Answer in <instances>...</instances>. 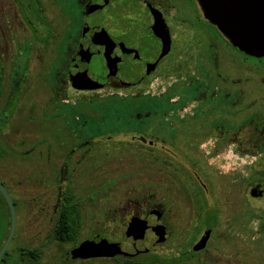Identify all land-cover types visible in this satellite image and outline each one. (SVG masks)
Here are the masks:
<instances>
[{
  "label": "rangeland",
  "instance_id": "374dc122",
  "mask_svg": "<svg viewBox=\"0 0 264 264\" xmlns=\"http://www.w3.org/2000/svg\"><path fill=\"white\" fill-rule=\"evenodd\" d=\"M45 5V16L49 22L58 23L56 16L64 23L57 28L59 41L55 44L50 66L41 74L40 81L47 87L53 82V73L57 78H63L62 71L75 56L74 49L83 21L89 28L88 34L93 38V43H96L100 37V19L107 18L105 29L113 38L121 36V26L130 19L119 18L117 21V16L112 12H96L97 6H90V16L84 19V1L81 0H45ZM129 21L125 25L129 29L126 36L137 25ZM21 22L19 18L13 23L15 27L20 24L17 30L13 27L15 33L19 39L29 38L31 30ZM174 24L177 25L173 35L175 39L193 44L194 39L198 38L187 25L181 27L178 23ZM195 28L205 35L203 40L206 41L203 43L211 44L210 47L204 44L199 48L204 60L197 57L193 46L173 42L164 64L168 74L162 81H150L148 85L154 91L146 95L151 96L132 99L129 91L113 89L77 92L69 88L66 79H62L58 93L50 96L48 91L40 87L36 94L41 109L50 107L48 112L36 111V116L29 117L31 124L38 129L34 135L37 138L44 135L47 138L45 142L50 145L42 142L38 150L53 154L67 151L80 153L73 158L74 163L78 159L81 162L79 172L74 173L78 189L76 195L83 200L89 197L98 199V202L86 204L83 209L89 228L84 236H92L98 230L102 239L119 244L120 260L105 264H120L123 258H130L125 232L134 217L147 222L145 238L137 242L136 247L138 250L148 249L150 255L162 258L179 256L184 250L181 245H188L191 250L209 228V240L200 253V261L194 264H264V195L260 198L251 195L255 185L264 184L263 139L261 130H258V123L264 121V108L245 111L223 105V101L229 102L233 96L231 91L227 95V85L230 90L232 84L226 82L225 71L231 68V83L240 80L244 73L246 75L242 80L250 81L253 75L250 70L264 72V59L249 58L234 49L203 18L197 19ZM44 31L41 28L39 30L42 35ZM212 45L216 54H211ZM183 49L182 58H179ZM91 54L86 62L92 71L105 67L106 71L111 72L109 66L115 60L110 54L100 48ZM128 64L121 66V78H127L126 73L132 71V65L129 67ZM256 79L257 82H264V74ZM166 87L170 91L166 97L153 96L160 95ZM241 93L240 97L245 91ZM251 93L249 90L245 93L246 101H249ZM177 95L180 96L179 101H176ZM68 102L76 110L67 112L65 107L61 108L60 104ZM236 103L237 100L231 102L233 106ZM145 113L148 116H144ZM248 115H251L250 121L242 122ZM54 117L57 118L55 122L52 119ZM64 122H68V131H62L61 124ZM17 129L12 131L13 134H17ZM135 133H142L140 135L146 142L140 141L139 135ZM150 133L157 134L150 137ZM27 138L23 148L21 143L14 148L12 145L21 136H12L9 139L10 147L26 151L35 139L30 136ZM232 145L236 147L232 148ZM82 153L89 154L81 159ZM237 154L258 159L254 164L240 167L235 161ZM24 159L27 158L21 156L20 163L11 161L9 169L3 172L7 174L14 196L7 188L13 198L27 202L31 200L34 191L15 188L16 181L31 177L33 173L32 166L26 169L30 164ZM177 170L181 173H177ZM242 172L247 175H242ZM0 179L5 181L2 174ZM66 181L67 175L64 173L60 183L62 188ZM108 181L114 183L111 185L106 183ZM182 184L189 188L187 194L191 196L193 204L191 201L185 204L182 202L183 197L179 192ZM93 193L96 196H92ZM200 199L203 206L195 203ZM151 210L154 211L152 214ZM35 211L34 206L25 205L20 206L18 213ZM201 211L217 212L215 227L200 226ZM158 214H161L160 218ZM253 221H259L258 230ZM158 225L165 228V240L162 243H158ZM13 245L8 251L9 257H13ZM55 258L51 254L42 260H27L29 262L24 263L12 260L9 264H57L58 258Z\"/></svg>",
  "mask_w": 264,
  "mask_h": 264
},
{
  "label": "flooded vegetation",
  "instance_id": "af4514ba",
  "mask_svg": "<svg viewBox=\"0 0 264 264\" xmlns=\"http://www.w3.org/2000/svg\"><path fill=\"white\" fill-rule=\"evenodd\" d=\"M81 1H84L82 10L84 19L90 16V6L93 8L97 6L96 12L99 13L112 12L117 16V21L119 18L130 17V19H128L127 23L124 21L123 26H121V33L119 34L121 36L117 38L111 37L109 32L105 29L107 18L100 19V32L98 33L100 37L96 42L97 45L93 43L94 40H92L93 38H91V36L87 38L84 49H89V47H91L92 52L100 48L113 57L115 61L109 66L111 72L106 71L107 69H105V67H99L92 71L89 64L86 62V59L92 56L91 52L90 55L79 54L80 48L82 47L83 34L85 29L88 28L83 21L80 36L74 49L75 56L70 59L67 67L62 71V79H66L69 88L77 92L90 93L104 89H113L123 92L129 91V96H131L132 99L151 96L146 95L154 91L148 85L150 81L153 79H161L162 81L168 74L164 69V64L165 60L170 55L173 42H179L182 46H193L197 51V57H202L203 59L201 49H199L200 46L205 44L210 47L211 44L203 43L206 41L203 40L205 39V35L201 30L195 28L197 19L200 20V18H203L208 25L214 27L218 31L216 26L212 25L204 18L202 9L197 0ZM45 10H47L45 0H0V169L2 170H0V174H2L5 179V181L3 180L4 182L0 179V183L8 192L14 206H34L36 209L35 213L20 214L16 211L15 207L16 221L14 234L6 251L0 258V264H9L12 260H14V262L17 260L19 263L29 262L27 260H42L44 257H48L51 254L58 258H55L57 264H105V262H111L110 260L115 258L118 260L121 257L117 256L113 259H65L69 253L77 249L83 242L90 240L91 237L95 238L97 236H102L98 230L93 232L92 236H84V232H87L89 228L87 227V220L83 213V209L86 204L96 203L98 199L89 197L83 200L76 195L78 189L76 190L74 173L79 172L81 168L79 163L81 162L80 159H78L74 163L73 158L80 153H67L68 151L64 153L54 152L55 154L41 153L38 149L41 147L42 142L48 145L49 142H45L47 138H45L44 135H39L38 138L36 137L37 135H34L37 134L38 129L31 124L32 120L29 118L30 116L34 117L36 111L44 110L41 109L37 103L36 94L40 91V87L43 88L44 91H48L50 96H52V94L59 92V87L63 81L57 78L54 73L53 76L55 77L49 87L40 81L41 74H44L46 70H48L50 61L53 59L54 47L56 42L59 41L57 38V30L64 25L56 16L55 20H58V23L56 21L55 23L49 22L46 19ZM171 11L173 12L172 16H169ZM19 18H21V24L27 25L29 30H31V36L29 38L19 39L17 33H15L14 28L17 30L20 24L18 27H15L13 23H16ZM129 20L137 23V25L135 30H133L130 35L126 36L129 29H127L125 25L130 23ZM174 23H178L181 27L187 25L188 28H191L197 34L198 38L194 39L193 44L186 43L184 40L175 39L173 35L177 25ZM40 28L45 30L43 35L39 32ZM116 28L118 29V27ZM48 35L52 37L47 38ZM223 38L228 41L226 37L223 36ZM228 43L230 44L229 41ZM184 50L185 49H183L179 58H182ZM236 50L239 51L238 49ZM41 51H43V53H41ZM213 53L216 54V51L213 50L212 45L211 54ZM242 54L245 55L244 53ZM245 56L256 60L264 59V57L255 58L248 55ZM125 63H129V67L132 65V71L126 73L127 78H121L120 74L123 69L121 66ZM230 69H228L229 71H225L226 73H224V75L226 82L232 84L230 90L228 89L229 85H227V95L233 93V96L230 98L229 102L223 101V105L226 108L231 106V108L245 111L248 109L264 108V82H257L256 79L260 74H264V72L250 70L254 75V77L252 75L250 81L242 80V77L246 75L244 73L239 78L240 80L231 83L233 81L230 76L232 71ZM89 72L93 74L94 80L102 79L105 73H108L106 80L103 82V86L92 90L75 88L74 84L86 87L91 86L93 77L89 76ZM57 79L60 82H58ZM243 90L245 93L247 90L252 92L249 101H246L247 96L245 93L240 97ZM169 92L170 91L166 87L165 90L160 92V95L153 96L161 97L165 95L166 97ZM140 94L144 95L140 96ZM179 100L180 96L177 95L176 101ZM233 100H237L235 106L231 104ZM50 103L49 101V104ZM69 105L71 106L72 103L60 104L61 108H67ZM49 108L44 111L48 112ZM144 116H148V114L145 113ZM250 116L251 115L246 116L242 122L250 121ZM256 116H258V114ZM136 117L142 120L139 114H136ZM52 119L54 120L53 122H55L57 118L54 117ZM67 124L68 122L61 124V126H63L62 131H68L69 126H67ZM35 125H37V123ZM16 127H18V132L17 134H13L12 131ZM258 130H261V139H263L261 140V149L264 150V121L258 123ZM135 134L139 135L138 138L140 141L146 142V139L140 135L142 133ZM155 134L157 133H150V137L155 136ZM24 135L35 138L34 142L30 144V147L26 149V151H17L14 148L19 147L20 143V146L23 148L25 146V141L27 142L29 139ZM60 135L62 136V134ZM12 136H21V139L16 140L18 142L12 145L14 148L10 147L11 145L9 144V139ZM153 142L154 141L151 143ZM88 154L89 153H82L80 158H85ZM30 155H32L31 159ZM21 156L27 158L24 160L30 165L26 167V169L32 166L33 173L31 177L26 179L23 177L16 181L15 188L34 191L31 200L27 202L18 201L13 198L14 194L9 187L8 177H6L7 174L3 172L9 169V163L11 161H19L20 163L21 160L19 159ZM41 167L43 168L41 169ZM21 169H24V167H21ZM64 173L67 175V181L62 188L60 183ZM16 174H19V172ZM258 185H255V187ZM7 186L13 196L10 194ZM102 194L103 193H99L98 195ZM71 197H73V199H71ZM67 201L69 204L68 206H74V208L72 207V211L74 212L69 214L62 213L67 209L65 207ZM3 202L8 209L4 198L0 194V204L3 205ZM151 212L152 210L150 214ZM10 223L11 215L9 210L8 213H0V251L9 235ZM63 228L68 229L69 232H63ZM70 236L74 237V240L64 239ZM12 245L13 257H9L8 251ZM202 251L203 250L197 253H201Z\"/></svg>",
  "mask_w": 264,
  "mask_h": 264
},
{
  "label": "water",
  "instance_id": "95a60500",
  "mask_svg": "<svg viewBox=\"0 0 264 264\" xmlns=\"http://www.w3.org/2000/svg\"><path fill=\"white\" fill-rule=\"evenodd\" d=\"M204 18L212 25L216 26L218 31L228 39L230 44L245 55L261 58L264 57V0H197ZM88 28L83 34L82 47L79 54L90 55L91 47L84 49L87 38ZM87 48V47H86ZM93 77L91 86L75 85L78 89L101 88L104 80L107 78L105 73L102 79ZM0 194L4 198L11 215V226L7 240L0 251V258L6 251L15 230V206L6 189L0 183ZM253 197H262L264 195V185H258L252 189ZM154 211L151 212V214ZM161 214H158L160 218ZM148 229L147 222L136 217L132 218L125 232V240L129 242L130 257H136L140 254L148 253V249L138 250L136 243L145 238V231ZM160 233L158 243L165 240V228L158 225L156 228ZM211 229H206L199 241L192 247L194 252L204 250L209 240ZM120 255L119 244L108 242L97 236L83 242L77 249L69 253L65 259H113Z\"/></svg>",
  "mask_w": 264,
  "mask_h": 264
},
{
  "label": "trees",
  "instance_id": "16d2710c",
  "mask_svg": "<svg viewBox=\"0 0 264 264\" xmlns=\"http://www.w3.org/2000/svg\"><path fill=\"white\" fill-rule=\"evenodd\" d=\"M52 37L51 35H48L47 38ZM67 112L69 111H73L76 109H73V105H69V107L65 108ZM177 173H181L177 170ZM186 181L187 178H185ZM180 183L181 181L178 180ZM189 182V181H188ZM106 183H111V185L114 183L113 181H108ZM108 188V187H107ZM188 187L182 184L181 188H180V194L183 197V203H187L188 201H191L193 204L192 199L190 200V195L187 194L188 191ZM163 190V188H162ZM169 190H171V188L169 187ZM95 193H93L92 196H94ZM186 197V198H185ZM71 199H73V197H71ZM195 203H197L198 205H202L203 206V201L202 199H200L199 201H195ZM68 201L66 204V210L63 211L62 213H72L74 211H72V209L74 208V206H68ZM16 207V211L19 210V206L15 205ZM73 207V208H72ZM0 213H8V209L5 206V203L3 202V205L0 204ZM200 218H199V222H200V226L201 225H205L207 227H215L217 224V212L216 211H207V212H203L201 211ZM183 224V222H182ZM63 232H69L68 229L63 228ZM65 240H74V237H65ZM192 239V238H191ZM188 245H181L180 247H184V250L180 252L179 256H175V257H159L156 255H150L148 253L146 254H142L138 257H130V258H123L121 264H194L196 261H200V253L194 252L191 248V250L187 247ZM193 247V246H192ZM180 249V248H179ZM120 259L117 260V258L110 260L111 262H118Z\"/></svg>",
  "mask_w": 264,
  "mask_h": 264
},
{
  "label": "clouds",
  "instance_id": "9594fccd",
  "mask_svg": "<svg viewBox=\"0 0 264 264\" xmlns=\"http://www.w3.org/2000/svg\"><path fill=\"white\" fill-rule=\"evenodd\" d=\"M232 148H235L236 145H232ZM258 157H240L238 154L235 156V161L238 162L240 167H243L244 165H251L254 164L257 161ZM227 174V173H226ZM242 175H247L246 172H242ZM253 225L255 226L256 230H258L259 221H253Z\"/></svg>",
  "mask_w": 264,
  "mask_h": 264
}]
</instances>
